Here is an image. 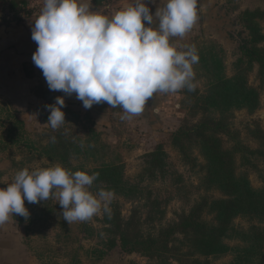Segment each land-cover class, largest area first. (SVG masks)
I'll list each match as a JSON object with an SVG mask.
<instances>
[{"label": "rangeland", "instance_id": "obj_1", "mask_svg": "<svg viewBox=\"0 0 264 264\" xmlns=\"http://www.w3.org/2000/svg\"><path fill=\"white\" fill-rule=\"evenodd\" d=\"M202 1L203 8L200 7L198 0V20L194 27L183 38L172 37L170 43L175 44L178 50L191 45L202 48L209 44H217L222 50L225 73L228 77H233L238 69L244 66L239 61L242 57L241 46L248 33L240 24L241 15L247 10L264 11V0ZM31 2L32 0H0V24L6 21H19V11L21 12L24 9L22 7L30 5ZM91 2L96 11H104L111 16L134 3V0ZM145 3L153 16L159 6L163 7V0L161 4L160 0H156L155 3L145 0ZM207 7L210 8L208 12ZM204 11L207 12L205 22L202 17ZM6 15L11 19H5ZM262 29L264 32V21ZM24 72L35 76V71L31 67H27ZM194 73L193 83L203 94L207 89V82L204 78L198 77L195 70ZM247 76L250 85L260 91L261 107L252 114L246 110L236 111L232 124L233 129L240 133L244 144L256 149L258 142L251 137L249 130L255 126L264 130V80L259 74L258 66L249 70ZM18 92L0 94V188L6 189L7 184L14 180L20 170L28 168L31 171L55 165L45 157L39 156L35 148H28V145L42 142H39L38 136L53 130L47 125L50 111L46 110L45 106L54 104L56 97H62L66 105L61 109L65 113V124L58 129L63 128L78 141L91 140L93 143L96 135L110 148V152L104 157L74 160L72 162L74 165L93 169L101 163L117 158L116 161H121L125 166V178L130 184L135 185L140 182V174L147 166V156L158 147H163L167 155L165 175L156 172L159 174L155 179L146 176L144 182L140 183L142 186H148L164 201L166 216L161 223L156 224L157 229L175 222L182 213L188 212L199 198L220 197L216 192L196 190L204 177L201 166L204 163L203 159L196 153L194 165L187 162L172 146L173 134L185 124L195 123L199 119L193 117L190 112V102L184 95L185 88L175 93H155L139 115L127 120L121 119L123 115L121 108H111L109 105L106 113H100L93 107L85 109L83 102L76 99L75 94L67 96L62 91L50 90L45 84L37 86L31 94L24 95ZM17 120L22 121L24 125H18ZM12 128L13 131L8 133L7 130L11 131ZM42 143L45 145V141ZM14 161L22 165L16 168L13 165ZM250 179L254 187L262 186L253 170L250 171ZM91 191L95 193L98 190L91 187ZM48 200L50 203L47 208L43 201L28 203L25 200V207L30 213L27 219L24 217L25 222L19 224L15 219L18 214H13L6 223L0 225V264H70L75 253L78 256V264H152L146 256L124 252L120 241L107 231L109 225L106 217L109 214L118 211L122 219L127 220L134 209L142 206V201L114 195L109 204L110 212L101 210L87 221H76L69 225L63 218H59L63 209L58 204V199ZM37 206L43 215H46L47 221L37 223L34 228L30 221L34 219L32 213ZM206 218L211 220L213 216L206 215ZM61 222L68 225L67 231L62 229ZM234 225L243 230L253 226L264 227L263 224L248 218H238ZM148 229L146 228V231H149ZM59 234L62 235L60 240L57 237ZM65 235H68L67 238ZM178 240H181L180 236ZM225 242L231 247L243 245L233 237L225 239ZM40 254L43 255L42 259L37 258ZM233 259L234 254H228L212 259L211 264H231Z\"/></svg>", "mask_w": 264, "mask_h": 264}, {"label": "trees", "instance_id": "obj_2", "mask_svg": "<svg viewBox=\"0 0 264 264\" xmlns=\"http://www.w3.org/2000/svg\"><path fill=\"white\" fill-rule=\"evenodd\" d=\"M5 19L10 20L7 15ZM263 21L264 11L261 9L247 10L241 15L240 24L248 33L241 46L242 57L239 61L244 66L233 77L225 73L222 50L217 44L196 47L199 59L193 69L198 77L206 80L207 89L202 94L196 87L193 91L185 88L184 95L190 102V112L199 119L176 131L172 146L194 165L196 153L203 159L201 166L204 177L196 190L216 192L220 197L199 198L175 222L157 229L156 224L161 223L166 216L164 201L148 186L140 185L146 176L155 179L159 174L156 172L165 175L167 155L162 146L147 156V166L140 174V182L133 185L125 178V166L121 161H116L117 158L93 169L72 163L74 160L104 157L110 152V148L96 135L93 143L91 140L78 141L60 128L38 136L39 142L45 141V145L42 142L28 145V148H35L39 156L73 173H99L92 185L94 189L112 190L115 195L143 202L127 220L122 219L118 211L106 217L109 225L107 231L120 241L124 252L146 256L152 264H211L212 259L228 254H234L231 264H264V227L253 226L243 230L234 225L238 218H248L264 225V130L259 126L249 130L251 137L258 142V147L252 149L244 144L232 124L236 111L246 110L252 114L261 107L260 91L250 85L247 72L258 66L264 80ZM7 24L8 21L0 25ZM17 123L24 125L20 120ZM12 131L13 128L7 130L8 133ZM13 165L17 168L22 163L14 161ZM251 170L258 175L261 187L252 185ZM43 202L47 208L50 200ZM33 212L34 219L30 222L34 228L37 223L47 221L38 206ZM206 215L213 218L207 220ZM15 219L19 224L26 220L20 215L15 216ZM61 226L68 230L65 222H61ZM179 236L181 240H178ZM57 237L60 240L62 235ZM230 237L238 239L243 245L231 247L225 242ZM46 245L51 246L49 243ZM37 258L42 259L43 255ZM70 264H78L76 253Z\"/></svg>", "mask_w": 264, "mask_h": 264}, {"label": "clouds", "instance_id": "obj_3", "mask_svg": "<svg viewBox=\"0 0 264 264\" xmlns=\"http://www.w3.org/2000/svg\"><path fill=\"white\" fill-rule=\"evenodd\" d=\"M197 20L198 0H163L155 16L145 0H134L111 16L82 0H44L31 28L38 44L32 60L50 90L75 94L85 109L106 102L121 108V119L127 120L139 115L157 92L194 90L197 50L194 45L178 50L170 38H183ZM65 106L62 97L45 106L50 111L47 125L53 130L65 124ZM98 177L99 173H73L60 164L20 170L6 189L0 188V225L13 214L27 219L25 200L58 199L69 225L101 210L110 212L115 193L104 188L91 191Z\"/></svg>", "mask_w": 264, "mask_h": 264}, {"label": "crops", "instance_id": "obj_4", "mask_svg": "<svg viewBox=\"0 0 264 264\" xmlns=\"http://www.w3.org/2000/svg\"><path fill=\"white\" fill-rule=\"evenodd\" d=\"M82 2L90 3L92 10H95L91 0ZM25 9L19 11V21L0 25V94L7 95L9 92L19 91L18 93L27 95L41 84L47 86L42 69L35 66L32 60L38 44L31 38V28L39 15H32ZM101 13L108 15L104 11ZM7 17L9 18V15ZM27 67L33 68L35 76L24 72Z\"/></svg>", "mask_w": 264, "mask_h": 264}, {"label": "water", "instance_id": "obj_5", "mask_svg": "<svg viewBox=\"0 0 264 264\" xmlns=\"http://www.w3.org/2000/svg\"><path fill=\"white\" fill-rule=\"evenodd\" d=\"M199 5H200V7L201 8H203L204 7V3H203V1L202 0H199ZM208 11H210V8L209 7H207V12ZM207 12H203V20H204V22L206 21V19H207ZM144 24H145V27H148V26H150V25H148V23L147 22H144ZM172 38H170V40H171ZM94 109H96L98 112H100V113H106L107 111H108V108H109V105L106 103V102H104V103H100V104H95V105H93L92 106Z\"/></svg>", "mask_w": 264, "mask_h": 264}, {"label": "built area", "instance_id": "obj_6", "mask_svg": "<svg viewBox=\"0 0 264 264\" xmlns=\"http://www.w3.org/2000/svg\"><path fill=\"white\" fill-rule=\"evenodd\" d=\"M44 0H33L32 3L25 9L33 15H39L43 7Z\"/></svg>", "mask_w": 264, "mask_h": 264}]
</instances>
